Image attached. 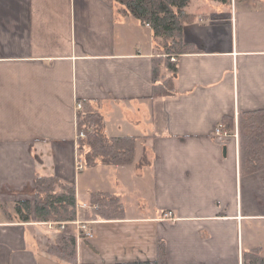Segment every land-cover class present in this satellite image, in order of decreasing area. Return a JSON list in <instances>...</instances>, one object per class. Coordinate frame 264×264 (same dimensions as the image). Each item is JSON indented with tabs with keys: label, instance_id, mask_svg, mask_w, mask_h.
<instances>
[{
	"label": "crops",
	"instance_id": "0c3cea01",
	"mask_svg": "<svg viewBox=\"0 0 264 264\" xmlns=\"http://www.w3.org/2000/svg\"><path fill=\"white\" fill-rule=\"evenodd\" d=\"M187 10L196 50L172 56L176 92L155 96L154 81L171 76L161 39L115 0H0V264L154 260L160 243L169 264L264 256V170L242 173L239 141V114L264 109V0H191ZM85 103L106 136L140 140L154 209L141 194L130 209L113 169L80 158ZM226 115L233 130L221 127ZM52 175L76 186L75 220L92 222L93 238L73 224L18 221L15 202L34 201L36 178ZM95 192L119 197L125 217H91ZM63 234L76 238V262L49 251Z\"/></svg>",
	"mask_w": 264,
	"mask_h": 264
},
{
	"label": "trees",
	"instance_id": "16d2710c",
	"mask_svg": "<svg viewBox=\"0 0 264 264\" xmlns=\"http://www.w3.org/2000/svg\"><path fill=\"white\" fill-rule=\"evenodd\" d=\"M123 15H132L144 24H149L156 38L161 39L164 56H161V68L165 63L171 76L154 81V95H170L176 92L175 77L178 63L172 56L195 51L185 39V25L191 20L187 10L191 0H115ZM229 3L232 0H216ZM156 73V67H155ZM78 130L86 133L79 137V155L85 165L90 167L98 163L106 165H127L134 161L137 137H108L103 129L100 113L86 103L79 111ZM235 119L226 115L221 123L223 129L233 130ZM239 141L241 171L244 174L264 170V109L239 114ZM90 216L96 219H122L125 206L121 199L113 194L95 192ZM76 186L62 181L57 175L38 176L35 180L34 201L22 199L15 202L18 221H73L77 213ZM49 251L71 262L77 261L76 238L61 235ZM112 264H169L166 248L159 245L158 258L154 260H136ZM243 264H264V256L259 249L245 251Z\"/></svg>",
	"mask_w": 264,
	"mask_h": 264
},
{
	"label": "rangeland",
	"instance_id": "374dc122",
	"mask_svg": "<svg viewBox=\"0 0 264 264\" xmlns=\"http://www.w3.org/2000/svg\"><path fill=\"white\" fill-rule=\"evenodd\" d=\"M103 166L111 167L106 169H113L114 182H116L117 178L121 180V187H117L116 190H118V192H120L121 194H124L123 198L126 200V202H128L130 209L134 207L131 206V204H133L132 201H134V198L131 196V194H141L143 196V201H141V203L144 206H150L151 209H154V194L152 183L153 171L151 168V161L149 159V156H147V154L142 149L140 140H137L136 142L135 158L132 163L127 165H120L119 168L114 165ZM98 167L99 175H101L103 171L102 169L104 168H102V166ZM132 178H135L137 183L132 184ZM4 210L7 211V209ZM71 228H73V226H71Z\"/></svg>",
	"mask_w": 264,
	"mask_h": 264
},
{
	"label": "built area",
	"instance_id": "2783aa9c",
	"mask_svg": "<svg viewBox=\"0 0 264 264\" xmlns=\"http://www.w3.org/2000/svg\"><path fill=\"white\" fill-rule=\"evenodd\" d=\"M173 61H176V57L172 58ZM77 108L79 110H81L83 108V106L81 104H79L77 106ZM216 134L217 135H224L226 136L227 134L223 132V130H221V128L216 129ZM86 133L81 131L78 132V137H85ZM236 138H237V133H236ZM84 207L87 208H92V209H96L98 206L97 205H84ZM169 217H172L171 213L167 214ZM76 225V228L79 232L78 236L82 239L83 236H85L88 239H91L94 237V229L92 227V222H87V221H83V220H73V221H53L51 222L49 225L52 226H58V228L62 231H67V228L69 227V225Z\"/></svg>",
	"mask_w": 264,
	"mask_h": 264
}]
</instances>
